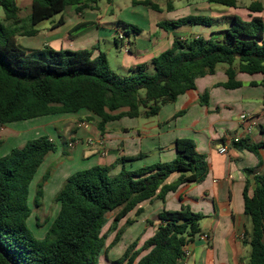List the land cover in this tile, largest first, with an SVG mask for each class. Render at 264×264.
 Wrapping results in <instances>:
<instances>
[{
	"label": "trees",
	"instance_id": "obj_1",
	"mask_svg": "<svg viewBox=\"0 0 264 264\" xmlns=\"http://www.w3.org/2000/svg\"><path fill=\"white\" fill-rule=\"evenodd\" d=\"M98 0H31L29 28L21 25L16 0H0L4 19L0 23V127L42 117L86 112L87 121L96 119V128L104 132L107 123L128 118H151L161 107L195 89V80L212 75L218 65L226 66L228 81L221 86L236 89L241 83L237 73L261 75L264 86V23L260 17L244 21L234 16L228 29L188 40L175 39L169 49L151 60L152 73L144 65L129 75L114 73L105 53L92 56L89 50L55 51L50 48L26 51L15 36H33L35 27L63 12L67 6L76 11L96 9ZM210 4L236 8L237 0H207ZM159 11L150 0L135 1ZM250 13L264 11V5L252 3ZM59 19L56 25H61ZM201 25L211 21L186 17L165 21L159 28ZM134 33L138 30L132 27ZM207 103V94L200 97ZM238 149L256 153L255 146L244 142ZM56 145L47 136L28 139L0 157V264H100L108 262V253L117 246L127 227L143 213L141 207L154 200L164 202L168 193L189 183L201 182L206 173L205 158L195 152L189 140L177 141L176 158L137 170L122 167L113 175L111 167L94 166L69 176L54 197L59 210L42 239H36L26 225L32 211L27 205L29 187L43 161L55 152ZM126 159H123L125 161ZM249 172L251 170H248ZM179 173L178 179L166 184ZM44 176L37 184L34 204L41 206ZM254 190L249 197L243 191L244 214L251 220L248 264H264V172L253 177ZM108 214H113L109 223ZM158 226L142 241L130 243L112 264H178L183 249L200 235V214L182 206L176 211L158 214ZM124 221L122 227L119 224ZM106 231L103 232L104 228ZM114 234L110 243L107 239Z\"/></svg>",
	"mask_w": 264,
	"mask_h": 264
},
{
	"label": "crops",
	"instance_id": "obj_2",
	"mask_svg": "<svg viewBox=\"0 0 264 264\" xmlns=\"http://www.w3.org/2000/svg\"><path fill=\"white\" fill-rule=\"evenodd\" d=\"M18 1L16 0L19 10ZM21 1L27 4L28 18L31 0ZM132 1L133 9H146L144 16L149 20V26L146 31L134 33L133 41L130 35L119 40V50L122 52L126 48L128 54L119 65V70L126 72V76L139 65L146 66L147 72L152 73L151 60L169 49L175 39H207L212 33L228 29L234 16L244 21L260 17L264 23V11L250 13L247 10L252 3L264 5V0H237L236 8L210 4L207 0H150L158 6L159 11L134 5ZM107 3L108 8L102 16L98 13V7L76 11L75 6H67L70 10L65 13L64 9L57 20L51 18L35 27L36 34L28 37L34 40L33 46L20 47L26 51L43 48L55 51L89 50L96 57L102 53L100 43L105 46L111 44L108 39L112 38L114 47L117 48L113 34L121 23L117 21L114 25L103 21V17L113 13L112 1L108 0ZM213 6L225 9L218 10L220 8H212ZM186 17L207 18L211 25H184L168 29L158 27L161 22ZM59 19H62V24L57 26ZM45 22L47 24L40 27ZM107 32L111 33L108 35ZM225 69L226 66L220 64L214 74L196 79L194 90L164 105L151 118L122 117L107 123L104 132H100L95 126L97 120L87 121L91 115L80 112L3 126L0 127L1 136L8 139L11 134H36L35 137H49L56 145L51 133L57 134L63 150L60 151L59 148L47 155L35 175L37 177L42 174L40 181L48 176L42 187L43 197L44 189L61 168V178L54 184L56 194L73 173L94 166L111 167V174L115 175L122 167L137 170L171 162L176 158L177 141L189 140L195 152L205 158L207 173L204 179L168 193L164 202L154 200L143 204L141 215L130 216L135 221L131 226L138 222H148L149 225H154L151 231L153 234L159 223L157 217L160 212L176 211L186 206L193 213L202 216L199 222L200 235L183 249L184 256L178 264H191V260L192 264H248L252 225L250 218L244 214L243 191L246 187L248 196L251 197L255 187L253 177L264 172V86L260 84L261 75L237 73L235 80L241 86L225 89L221 86L228 81ZM203 94H207L205 105L200 102ZM243 114L247 116V121H241L240 116ZM228 137H237V143L255 146L256 153L236 148L234 143L227 142ZM27 140L26 138L25 142ZM69 144L72 145L71 148L68 147ZM221 145L226 147L224 154L217 151ZM179 175L172 174L166 184L175 182ZM111 262L109 260L106 263L112 264Z\"/></svg>",
	"mask_w": 264,
	"mask_h": 264
},
{
	"label": "rangeland",
	"instance_id": "obj_3",
	"mask_svg": "<svg viewBox=\"0 0 264 264\" xmlns=\"http://www.w3.org/2000/svg\"><path fill=\"white\" fill-rule=\"evenodd\" d=\"M108 0H99L97 1V7H98V13L102 16L104 12L108 8ZM112 1V10L113 13L111 15H108L106 17H103V21L107 23H112L116 25L115 23L118 21L121 23L118 25V27L115 29V40L117 42V48L114 47L113 39L109 38L108 41L111 44L104 45L102 42L100 43V51L102 53L106 54L108 63L110 65L111 70L120 75V76H126V72H121L119 70V65L120 61L122 58H127L128 54L127 52L123 51L121 52L119 49L121 48L120 42L118 37H125L127 35H130L131 41H133V36H134V31L132 30V27L136 28L138 31H146L148 30L149 26V20L144 16L146 9L142 7H134L135 9L132 8L131 6V1L132 0H111ZM137 1V0H135ZM20 5V9L18 10V18L21 20V25H24L29 28L28 24V18L27 16V4L24 3V1L19 0L18 1ZM220 8L225 9L220 6H213L212 8ZM70 10L69 7L65 8V13L66 11ZM111 10L108 11L110 13ZM60 16L56 15L53 17L54 19H58ZM0 23L3 24L4 26L11 27V22L6 21L4 19V13L3 10L0 8ZM47 24V22L40 24V27H44ZM124 25V26H123ZM123 26V27H122ZM108 27V26H107ZM103 33V32H102ZM101 33V34H102ZM111 32H107L109 35ZM111 37V36H109ZM15 42L17 45H21L22 47H29L33 46L34 40L30 39L28 37H18L15 36ZM126 49V48H124ZM15 124H12L13 126ZM9 128L13 129V127ZM36 134H33L32 136H24V134L17 136L15 134H11V136L8 139H4L1 136V130H0V157L4 156L7 154L12 148L20 147L24 144L25 139H32L36 138ZM52 137L56 141V150L60 148V151L63 150V147L59 143L60 140L55 133H51ZM62 169V168H61ZM61 169L57 170L55 172V177L53 180L50 182V185H48L44 189V197L41 201V206L40 207H35L34 204V196H35V191L37 184L41 183L40 178L41 175H38L35 177V181H33L29 187V195H28V200H27V205L31 209L32 213L30 217L26 221V225L28 229L34 234L36 239H42L45 236V233L49 229V226L51 225L52 221L56 217L58 210H59V205L54 201V196L56 195L55 191V182H57L61 177H59V174L61 173ZM112 216L113 214H108L107 218L110 219L108 225L112 221ZM132 216V215H131ZM123 224H125L123 221L119 224L118 227H122ZM108 225L104 228L103 232L106 231ZM153 225V224H152ZM151 224L149 225L148 222L142 223L138 222L137 224L127 227L120 239V242L117 244V246L113 249L110 250L108 253V260H115L111 259V257H120V255L124 252V250L127 248V246L135 241L137 238L140 237V242L139 244L141 245L142 241L144 240L143 238H146L147 236L151 235V231H153V227ZM152 226V227H151ZM145 228V229H144ZM113 234L107 239L106 245H108L113 238ZM102 264H107L102 258ZM193 260L190 261L192 264Z\"/></svg>",
	"mask_w": 264,
	"mask_h": 264
},
{
	"label": "built area",
	"instance_id": "obj_4",
	"mask_svg": "<svg viewBox=\"0 0 264 264\" xmlns=\"http://www.w3.org/2000/svg\"><path fill=\"white\" fill-rule=\"evenodd\" d=\"M118 39L119 40H123V37H121V36H119L118 37ZM124 49V48H123ZM124 51H127L126 49H124ZM240 119H241V121H247V116L246 115H241L240 116ZM86 127V126H85ZM239 141V139L237 138V137H228V140H227V142H229V143H237ZM69 148H71L72 147V145L71 144H69V146H68ZM218 153L219 154H224L225 152H226V147H225V145H221L219 148H218Z\"/></svg>",
	"mask_w": 264,
	"mask_h": 264
}]
</instances>
